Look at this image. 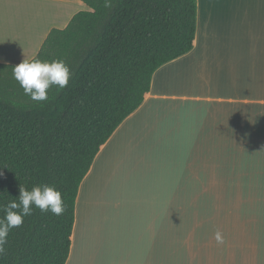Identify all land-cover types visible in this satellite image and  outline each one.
I'll list each match as a JSON object with an SVG mask.
<instances>
[{
    "label": "crops",
    "instance_id": "obj_1",
    "mask_svg": "<svg viewBox=\"0 0 264 264\" xmlns=\"http://www.w3.org/2000/svg\"><path fill=\"white\" fill-rule=\"evenodd\" d=\"M87 9L0 0V63ZM65 264H264V0H197L192 49L154 72L81 182Z\"/></svg>",
    "mask_w": 264,
    "mask_h": 264
},
{
    "label": "trees",
    "instance_id": "obj_2",
    "mask_svg": "<svg viewBox=\"0 0 264 264\" xmlns=\"http://www.w3.org/2000/svg\"><path fill=\"white\" fill-rule=\"evenodd\" d=\"M65 28H53L34 58L63 59L67 87L37 103L0 63V205L20 184L47 183L62 193L56 216L34 209L10 231L0 264H65L81 182L101 147L136 111L154 72L195 42L197 0H81ZM3 212L0 211V218Z\"/></svg>",
    "mask_w": 264,
    "mask_h": 264
},
{
    "label": "clouds",
    "instance_id": "obj_3",
    "mask_svg": "<svg viewBox=\"0 0 264 264\" xmlns=\"http://www.w3.org/2000/svg\"><path fill=\"white\" fill-rule=\"evenodd\" d=\"M105 6H111L110 0H105ZM12 75L23 89L25 96L34 102L41 103L48 99V92L53 86L58 89L67 87L72 70L63 59L33 58L29 60L25 58L12 67ZM34 209L56 216L61 215L64 211L61 191L55 185L47 183L36 184L31 188L20 184L17 199L0 205V211L3 212V217L0 218V254L5 251L10 231L20 227L25 218L32 215ZM215 238L218 244L224 243L219 230Z\"/></svg>",
    "mask_w": 264,
    "mask_h": 264
},
{
    "label": "rangeland",
    "instance_id": "obj_4",
    "mask_svg": "<svg viewBox=\"0 0 264 264\" xmlns=\"http://www.w3.org/2000/svg\"><path fill=\"white\" fill-rule=\"evenodd\" d=\"M4 40H5L4 43H6V45H8V42H10V40H8L6 38ZM15 40H17V39L16 38H12V41L13 42H15ZM1 41H0V43H1ZM177 185L180 186L181 185V182H178L176 184L174 182V190H175V187ZM168 199L171 200L170 190L168 191V194L167 195H164V196H162V197L159 198L158 204L165 206L166 205V202L168 201ZM161 201H162L163 204H160ZM186 204H187V202L184 204V206ZM193 205H196V204H195V202L193 200H191L190 203H189V206H193ZM192 209H195V210H193L194 212H190L189 214L188 213H184L183 214L181 212H175L174 213V219H187L188 218L189 220H197L198 219L197 218V209H196V207L195 208H192Z\"/></svg>",
    "mask_w": 264,
    "mask_h": 264
}]
</instances>
